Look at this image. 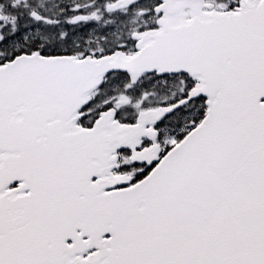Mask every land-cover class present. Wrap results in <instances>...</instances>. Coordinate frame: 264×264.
Listing matches in <instances>:
<instances>
[{
  "label": "snow or ice",
  "instance_id": "snow-or-ice-1",
  "mask_svg": "<svg viewBox=\"0 0 264 264\" xmlns=\"http://www.w3.org/2000/svg\"><path fill=\"white\" fill-rule=\"evenodd\" d=\"M0 264H264V0H0Z\"/></svg>",
  "mask_w": 264,
  "mask_h": 264
}]
</instances>
